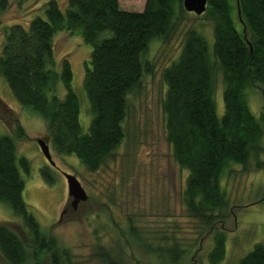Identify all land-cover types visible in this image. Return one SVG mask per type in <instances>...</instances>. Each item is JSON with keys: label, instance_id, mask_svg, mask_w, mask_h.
Instances as JSON below:
<instances>
[{"label": "trees", "instance_id": "1", "mask_svg": "<svg viewBox=\"0 0 264 264\" xmlns=\"http://www.w3.org/2000/svg\"><path fill=\"white\" fill-rule=\"evenodd\" d=\"M25 1L14 0L9 6L8 0H0V22L17 15ZM42 9L44 17L35 16L27 27L13 23L4 29L0 76L21 105L44 119L55 151L74 154L87 170L94 171L113 157L124 137L127 96L150 70L149 42L154 38L169 41L183 22L185 10L181 0H145L141 10L121 9L118 0H65L63 9L56 0H48ZM198 17L212 24V54L202 33L194 27L184 30L177 58L161 73L166 85L162 108L166 140L175 161L187 171L183 204L189 216L212 232L207 259L209 264H220L226 252V232L214 223L225 220L223 210L228 208L221 177L231 164L246 169L251 158L256 167L262 166L264 110L255 117L245 89L252 84L264 89V0H206ZM76 28L91 45L83 77L91 113L87 132H82L79 123L68 59L62 58L59 73L52 67L53 36ZM218 73L224 105L220 116L214 99ZM58 78L65 88L61 97L48 93ZM0 109L12 113L1 98ZM12 124L10 133H0V202L21 218L25 237L0 222V257L8 264H41L42 260L72 264L70 251L40 227L23 200L20 168L28 172L29 161L17 157L16 139L26 133L20 123ZM40 174L47 183L54 182L47 167H41ZM150 250L174 264L184 253L176 241ZM95 254L104 264H126L101 247ZM237 264H264V244L256 242Z\"/></svg>", "mask_w": 264, "mask_h": 264}, {"label": "rangeland", "instance_id": "2", "mask_svg": "<svg viewBox=\"0 0 264 264\" xmlns=\"http://www.w3.org/2000/svg\"><path fill=\"white\" fill-rule=\"evenodd\" d=\"M9 6L14 0H8ZM48 0H26L18 14L1 20L0 46L4 29L19 23L25 27L35 16L44 17L42 6ZM61 8L65 0H56ZM124 10H141L145 0H118ZM194 27L205 36L212 54L213 35L210 21L185 11L184 20L167 42L154 38L149 42L146 58L150 70L144 72L138 86L127 96V113L123 121L124 137L113 157L98 169L89 171L74 154L57 153L49 141L44 119L12 95L0 76V98L11 108L8 115L0 109V133H10L12 123H20L26 136L16 139L17 157L29 161V170L20 172L24 180L22 197L40 227L56 237L71 254L72 264H104L95 251L101 247L126 264H174L150 250L157 245L169 247L177 242L184 250L176 264H209L208 253L213 246L212 232L188 215L182 200L187 171L172 155L165 136V115L162 102L166 85L161 73L174 61L186 28ZM2 33V34H1ZM91 45L86 43L80 28L72 33L58 31L53 36L52 67L57 73L66 57L72 70L71 88L79 102V123L88 131L90 105L83 89L85 67ZM48 93L62 96L65 88L58 78ZM251 112L259 118L264 110V89L252 84L245 89ZM217 115L223 113L222 83L215 79ZM47 139L54 161L51 165L39 149L36 139ZM264 146V137L262 139ZM261 167L249 159L246 169L231 164L221 177L228 208L224 221L214 225L226 232V252L220 264H237L238 259L256 242L264 244V153ZM47 167L54 176L47 183L40 168ZM64 173L75 175L87 193V199L76 209L70 205ZM0 222L9 224L24 239L21 218L0 202ZM131 227V228H130ZM135 231L132 237L129 231ZM41 264H48L42 260ZM0 264H8L0 257ZM26 264H31L26 263Z\"/></svg>", "mask_w": 264, "mask_h": 264}, {"label": "water", "instance_id": "3", "mask_svg": "<svg viewBox=\"0 0 264 264\" xmlns=\"http://www.w3.org/2000/svg\"><path fill=\"white\" fill-rule=\"evenodd\" d=\"M181 2L185 11L193 12L195 15H200L206 8V0H181ZM36 142L47 161L51 165H54V161L51 158L47 144V139L37 138ZM64 176L66 179L67 194L72 198L70 205L73 209H76L79 202L87 199V193L75 175L71 173H64Z\"/></svg>", "mask_w": 264, "mask_h": 264}]
</instances>
